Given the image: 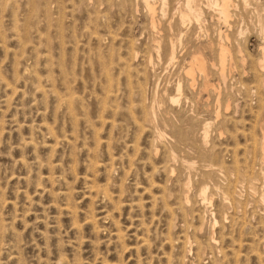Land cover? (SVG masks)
Segmentation results:
<instances>
[{
    "label": "rangeland",
    "instance_id": "374dc122",
    "mask_svg": "<svg viewBox=\"0 0 264 264\" xmlns=\"http://www.w3.org/2000/svg\"><path fill=\"white\" fill-rule=\"evenodd\" d=\"M148 1L0 0V264H260L264 179L250 197L241 181L264 0L226 20ZM199 52L206 89L188 84Z\"/></svg>",
    "mask_w": 264,
    "mask_h": 264
},
{
    "label": "bare ground",
    "instance_id": "6f19581e",
    "mask_svg": "<svg viewBox=\"0 0 264 264\" xmlns=\"http://www.w3.org/2000/svg\"><path fill=\"white\" fill-rule=\"evenodd\" d=\"M143 1H144V6L146 7L147 11L149 12L150 15H152L154 12L153 4H151L148 0H143ZM206 1L209 5H211L213 7L214 6L217 7L218 13L221 14V16L224 18V20H226L230 16V14H229L230 0H219V2H218V0H204L205 3H206ZM162 3H163V7H164V5H166V0H162ZM198 3H199V1H198ZM198 3L196 2V0H184V3H183L184 5L181 7H183L185 9V11H187L189 13H194V16H195V14L196 15L199 14V10H200ZM176 9H178V8H176ZM179 9H180V7H179ZM178 11H181L180 13H181V20H182L181 25H182L184 20H185V17H187V13L185 14V12L182 10H178ZM179 18H180V16H179ZM227 22H228V20H227ZM151 24H153L152 18H151ZM260 28H261L260 32L262 33L261 35H263V36H262V43L259 47L260 57H259L258 61H256L255 64H257V62H258L259 71L264 73V27L261 26ZM257 49H258V47H257ZM175 51H176V47H175L174 43L172 42V44H170V47H169V53H167V54H169L168 59L170 61H172L176 58ZM217 58H218V62H219L218 65H219L220 79H222L224 81L226 79L225 69L227 71V68H232L231 67V65H232L231 49L229 48V46L226 43L219 44L218 57ZM214 65H215L214 63H210V64L207 63V61L205 60L204 57H202L200 52L194 56L192 55L191 63L189 66H187L188 68H186V72L190 76L188 84L191 87L194 86L195 78H194L193 72L196 71L202 77L201 86L203 89H206L208 86H212V84L209 82V79H208V77H209V68L208 67L211 66V68L213 69ZM243 75L246 76L247 74H243ZM185 78H186V76H185ZM180 88H181V85L178 83L176 90L179 91ZM243 92H244V100H245L244 105L245 106H249L252 103L253 104L256 103V104H258L259 108L263 110L262 111L263 112V115H262L263 118L261 119L262 122L259 126L260 127L259 137H256L253 134H252L253 136L250 137L248 131L243 132V136H244V143H243V154H244L243 168H244V171L243 172H244V174H242V181L241 182H242V184H244L245 190L247 191V193L249 195V193H257L256 192L257 191V186H256L257 181L256 180H258L257 174H259V172H261L260 173L261 178L264 179V74H258V72H257L255 83L253 85H247L244 88ZM177 98H174V99L171 98L170 100L172 102H175V101H177ZM253 100H254V102H253ZM208 126H209V122L203 123V132H201L203 134L201 139L203 138V140H205V137H207V132H208L207 127ZM242 131H243V129H242ZM159 136L161 137L160 133H159ZM258 184H259V182H258ZM242 189H244V188H242ZM203 190L204 189L202 188V193L204 192ZM261 192H263V191H261ZM249 197H250V195H249ZM201 198H202L203 202L206 199V197L204 195H202ZM259 201H260L261 209L259 210L258 206H257L258 207L257 209H254V207H252V213H254V214L256 213V215L258 216L257 217V224H258V227L260 228V233H261V238L258 239V243L263 244V247H264V194L263 193H260ZM249 203H251V202L249 199H247L245 206L243 208V221L244 222H248V219L250 217V215L248 214V208H247V205ZM256 253H257L256 257H257L259 263L263 264L261 259L264 257L263 256L264 251L259 252V250H258V252L256 251ZM261 256H263V257H261Z\"/></svg>",
    "mask_w": 264,
    "mask_h": 264
}]
</instances>
